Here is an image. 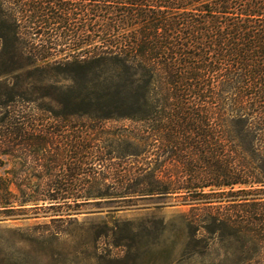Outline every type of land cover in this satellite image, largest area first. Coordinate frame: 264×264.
I'll return each mask as SVG.
<instances>
[{"label":"trees","instance_id":"16d2710c","mask_svg":"<svg viewBox=\"0 0 264 264\" xmlns=\"http://www.w3.org/2000/svg\"><path fill=\"white\" fill-rule=\"evenodd\" d=\"M0 58L11 69L67 75V85L56 81L42 95L79 107L64 113L132 123L125 146L115 149L131 161L113 190L146 182L204 199L203 223L189 222V259L264 264V0H0ZM26 108L16 102L5 110L0 144L10 152L29 133L16 122ZM166 153L181 164L176 172L162 171ZM3 185L0 204L45 200L69 209L108 189ZM216 194L219 205L209 200Z\"/></svg>","mask_w":264,"mask_h":264},{"label":"rangeland","instance_id":"374dc122","mask_svg":"<svg viewBox=\"0 0 264 264\" xmlns=\"http://www.w3.org/2000/svg\"><path fill=\"white\" fill-rule=\"evenodd\" d=\"M2 61L0 58V142L5 127L1 121L12 103L28 107L16 122L17 126L28 124L29 133L16 137L12 152L0 144V189L5 179L34 185L84 183L108 189L71 209L67 205L51 207L45 200L21 204L14 199L0 204V264H205L199 254L191 259L187 254L193 231L189 222L203 223L201 208L208 204L198 202L204 199L180 189L162 193L146 182L136 183L129 192L113 190L112 184L124 182L122 175L131 161L126 155L117 157L115 149L125 146L132 123L126 119L99 122L64 113L79 111V107H65L42 95L53 91L56 81L67 85V75L35 67L11 69ZM22 93L36 101L22 100ZM51 106L55 112L49 110ZM84 123L96 131H85ZM97 145L104 152L100 164L95 159ZM168 155L161 158L165 160L161 169L176 172L181 164ZM11 191L16 197L21 195L15 185ZM209 200L219 205L217 194ZM201 232L196 233L197 241ZM201 246L198 243L197 251Z\"/></svg>","mask_w":264,"mask_h":264}]
</instances>
